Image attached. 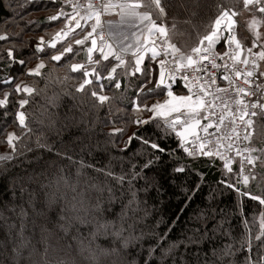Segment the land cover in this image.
I'll use <instances>...</instances> for the list:
<instances>
[{
	"label": "trees",
	"instance_id": "trees-1",
	"mask_svg": "<svg viewBox=\"0 0 264 264\" xmlns=\"http://www.w3.org/2000/svg\"><path fill=\"white\" fill-rule=\"evenodd\" d=\"M179 1L182 2V7L178 6ZM185 1L190 7L187 8ZM162 2L167 12L166 23L170 27L175 18L178 32L183 33V35L170 33L172 42L185 52L196 46L199 38L205 34V26L218 14V5L234 10L241 7L238 0H162ZM61 9L71 12L69 8L62 6L59 0H0V34H6L8 37L7 40L0 41V56L3 57L0 59V98H3L4 93L12 92L14 85L20 81L40 90L45 89L46 78L49 76L58 79L65 76L80 77V73H71L67 65L83 62L85 60L83 52L77 56L69 55L59 62L49 59L50 55L62 47V43L66 44L72 38L57 43L56 49L47 47V42L55 36L60 23L65 21L64 17L57 21H51L49 17L56 15ZM189 19L191 24L183 23ZM241 19L240 17L239 25L242 23ZM40 36L45 40L43 53L36 52ZM8 49L13 50L15 61L24 60L26 63L20 65L10 61L7 58ZM216 49L223 50V41L218 43ZM246 49L247 47L245 51ZM261 50H253V53ZM41 61L45 63V67L40 70L41 76L25 75ZM104 63L109 64L107 61ZM153 64L156 66L155 61L145 62V65ZM88 67L90 69L92 66ZM107 70V68L103 70L104 75L107 74ZM137 77L140 79L136 81ZM137 77L133 75L132 78H128L126 82L131 91L127 89L126 93L124 88L115 90V81L101 80L100 83L104 84L103 94L115 97L102 107L93 106V99L90 98V93H87V88V94L75 93L76 99L61 94L58 108L47 105L48 98L54 93H62L64 90L73 92L81 82L80 79H69L63 85L50 84L25 106L23 110L31 113L27 122L32 130L17 142V149L21 155L14 156L12 161L0 165V264H43L42 253L45 245L39 241L40 229L45 224L51 233L47 240V244L51 246L48 257L51 264H56L59 260L65 261L66 264H90L86 258L87 253L81 254L75 241L65 238L56 230L55 225L48 220V212L44 208V193L53 189H41L40 185L48 184L54 176L61 174L72 182L79 180L80 187L88 189V195L93 203L99 197L105 207L117 213L121 204L127 201L133 191L136 192L140 207L147 214L145 216V211L139 214L145 218L143 223L137 226L135 235H140V231H143L145 239L129 248L128 253L121 257V264H144L145 259L149 260L150 264H160V253L148 256V248L155 239L165 233L167 237L163 241L164 247L173 243L180 246L164 264H204L205 260L208 264H226L227 258L221 260L212 255V250H218L225 242L223 236L225 231L230 234L229 239L236 250L231 258L232 264H245L247 253L242 245L246 234L249 233L244 220L248 221L247 227L252 229L250 234L255 235L259 230V221L256 220L255 223L253 221L262 206L228 188L226 184L220 183L222 179L227 180L231 176L225 174L221 161L207 156H198L195 159L187 156L180 148L177 137L158 127L159 120L139 125L133 123L137 118L134 115L132 99H135V102L145 100L147 103L163 95L157 90L146 98L140 96L138 99L139 83L143 76L139 74ZM7 78H13L12 83H3ZM176 84L182 86L177 81L174 85ZM175 87L173 86V89H176ZM24 95L22 93L11 95L7 107L0 108V155L12 151L7 144L8 133L22 135L16 121V111L17 102L24 98ZM46 107L48 110L44 114ZM140 112L141 119H149L150 112ZM261 125H264V120L257 121L253 137V144L257 148L264 147V128ZM114 129L124 131L110 135ZM133 133L138 138L129 143V137ZM141 138L159 144L166 151L158 152L151 149L142 143ZM40 145H47L52 151ZM67 157H71V160ZM149 161L152 163L145 169L143 166ZM88 165L93 167H87ZM182 165L185 166L184 172L174 171ZM232 167L234 171H238L237 163H233ZM96 169L110 170L113 174L125 175L128 179H132V174L139 171L141 175L149 178V186L147 190H143L145 181L140 179L132 180L131 186L127 181L121 186L112 177ZM28 176L32 177L31 182L27 180ZM21 185L29 192L35 191V212L28 207L27 193L23 200L20 199ZM90 185H97L104 191L101 193L93 190ZM108 188H112L116 197L115 202L111 204ZM246 190L255 195H264L255 183L251 184L249 189L240 186L241 192ZM21 205L28 209L29 215L24 220L26 225L24 238L26 241L31 240V244L22 248L21 255L17 256L12 249L20 244L18 233L21 220L17 213ZM13 207L16 208V212L10 211ZM202 211L210 218L206 221L195 220L194 217ZM202 223H205L210 231L203 236L199 244H190L189 238L193 237V229ZM13 224L16 227H12ZM216 225H221V228L213 236L211 230ZM83 234H87V226H84ZM101 242L97 241L98 244ZM33 246L38 251H33ZM256 251L254 247L253 252Z\"/></svg>",
	"mask_w": 264,
	"mask_h": 264
},
{
	"label": "snow or ice",
	"instance_id": "snow-or-ice-1",
	"mask_svg": "<svg viewBox=\"0 0 264 264\" xmlns=\"http://www.w3.org/2000/svg\"><path fill=\"white\" fill-rule=\"evenodd\" d=\"M62 2L72 11L65 12L61 9L56 15L49 17L51 21H57L64 17L66 22L64 28L58 31L51 41L47 42V47L56 49L58 42L69 37L72 39L67 44L62 43V47L57 50L56 54L50 55L49 59L59 62L69 55L77 56L83 52L87 64L71 63L67 65L71 73H80V77L65 76L63 79H58L49 76L46 78L45 89L53 83L63 85L69 79H80L81 81L73 92L64 90L62 93H54L48 98L47 105L51 108H58L61 94L76 99L75 93H90L93 106L102 107L113 101L115 97L103 94L104 84L100 83L101 80L116 81L114 87L119 89L121 84L116 80L115 75L117 69L124 68L125 74H128L127 67L131 66L134 69L132 75L136 73L145 75L146 84L140 89L138 99L140 96L146 98L157 90L166 95L167 98L163 102L157 101L151 105L147 104L145 100L134 101V111H147L152 115L147 120L137 118L133 120V123L139 125L147 124L151 120H159L158 127L173 133L187 156L194 159L198 156L218 157L224 161L225 174H231V176L227 180L222 179L220 183L226 184L228 188L262 206L261 211L253 221V223L256 220L259 221V230L255 235L250 234L252 229L247 227L248 221L244 220L249 234H246L242 248L247 253L245 264H264V195H255L247 190L240 191V186L249 189L250 185L255 183L257 188L264 193V147L257 148L253 144L257 121L264 120V102H262L264 101V86L254 85L251 78L254 77L260 65L255 59L242 58L245 46L237 38L234 31L238 23L236 17L244 13L252 14L251 21L247 24V30L253 34L254 39L252 47H247L246 51L249 56L254 55L258 60L264 61V50L253 53L254 47L264 49V32L259 30V26L264 24V0H238L241 5L239 10L218 5L216 18L205 26V34L199 38L197 45L191 47L188 52L182 51L176 43L172 42L170 33L172 35H183V33L178 32L175 18H173L170 27L166 23L167 12L162 0H108L107 3H101L98 6L93 3V0H84L83 3L81 0H62ZM113 10H116L115 15L119 16L118 21L101 19L102 15H112ZM255 13H260L261 16L257 18ZM183 23L191 24V20H186ZM192 26L195 27V25ZM131 29L136 31L129 32ZM224 32L228 33L227 36L223 35ZM129 35L135 38L134 42L129 41ZM7 39L6 34H0V41ZM110 40L112 42H109ZM125 41L129 42L125 43ZM221 41L227 45V48L223 52H214L215 46ZM36 52H45L44 37L39 38ZM177 52L181 53L179 57L176 56ZM128 53L134 57V63L131 60H126L125 54ZM94 54L96 55L94 56ZM145 56L150 61L158 62V76L151 75V69L146 71L141 68ZM7 58L20 65L26 63L24 60L15 61L12 49H8ZM225 58H228L231 64L217 63V59L223 61ZM0 59L3 57L0 56ZM106 61L111 64L110 68L109 64L104 63ZM250 64L251 69L247 67ZM238 65L245 67L241 68ZM88 66L92 67L89 69ZM44 67L45 63L41 61L36 68L29 69L25 75L39 77L41 76L40 70ZM106 68L108 69L107 75H103L102 72ZM221 69H223V73L220 79L227 81L229 87L233 89V95L228 100L216 95V93H227L229 88L216 86L212 90L213 85L217 84L212 70L220 71ZM260 75L264 76V71L260 72ZM178 77L184 82L182 86L187 90L186 94H176L173 91V84ZM241 78L243 84L248 85V88L236 84V81ZM12 79L7 78L3 83L10 84ZM148 85L152 86L148 87ZM45 89L38 90L24 81H20L14 85L12 92L4 93L3 98H0V108H4L9 104L11 95L15 93L25 94L24 98L17 102L16 111V121L22 130V135L17 136L14 132L7 134V144L12 151L0 155V165L12 161L14 156L21 155L17 149V142L32 130L27 122L31 113L23 109ZM252 96L256 97L255 101L245 99V97ZM217 101L220 102L219 114L216 111ZM47 110L46 107L44 114L47 113ZM213 117L215 119H212ZM203 121H207V123H202ZM237 121H239V125ZM261 127L264 128V125ZM210 129H214V131H209ZM123 131L124 129H114L110 135ZM136 138L138 137L133 133L128 142L130 143ZM213 139H215V143L211 142ZM142 143L158 152L166 151L165 148L150 140L142 139ZM40 146L47 148L50 152L52 151L47 145ZM225 148L234 153V156L225 157L221 151ZM67 158L71 160V157ZM237 158L239 170L234 171L232 164L237 162ZM151 163L152 161H149L143 167L147 169ZM81 166L84 167L83 164ZM87 167L93 166L88 165ZM133 167L135 166L133 165ZM96 171L112 177L121 186L125 181L131 186L134 179L145 181L143 190H147L149 186V178L146 175H141L139 171L132 174V179H128L125 175L117 176L110 170L96 169ZM174 171L182 173L185 171V166H179ZM21 179H25V177H21ZM27 180L31 182L32 177L28 176ZM89 187L101 193L104 191L97 185H90ZM40 188L53 189L44 193V208L48 212V220L65 238H71L75 241L81 254L87 253L86 258L90 264H121V257L128 253L129 248L140 244L145 239L143 231H140V235H135L137 226L142 224L145 218L139 215L145 210L140 207V201L135 191L131 193L126 202L121 204L120 211L117 213L110 210L109 207H105L99 197L93 203L88 195V189H82L79 180L72 182L62 174L54 176L48 184H41ZM107 190L109 192V204H111L115 202L116 197L112 188ZM25 193L29 197L28 207L35 212V191L29 192L27 188L21 185V200L24 199ZM13 195L15 196V191H13ZM188 199L190 200L191 197ZM10 211L16 212V208L13 207ZM241 211H243L242 207ZM146 214L145 211V216ZM17 215L21 220L18 233L20 244L14 246L12 251L19 256L21 249L28 247L31 240L26 241L24 238L26 228L24 220L29 215L28 209L21 205ZM209 218L203 211L194 217L198 221H206ZM84 226H87L86 235L83 234ZM12 227H16V225L13 224ZM220 228L221 225H216L211 230L212 235L215 236L216 231H219ZM40 231L39 242L45 245L42 253L43 264H51L48 258L51 246L47 244L48 235L51 234L50 229L45 224ZM209 231L210 229L205 223L200 224L193 229V237L189 238V243L199 244L203 236L207 235ZM223 236L225 242L218 250L213 249L212 255L221 260L227 258L226 264H232L231 258L235 255L236 250L229 239L230 234L225 231ZM166 237V233L159 236L148 248V256H154L157 252L160 253V264H164V261L180 246L173 243L164 247L163 241L166 240ZM97 241L102 242L98 244ZM254 247L257 249L255 253L253 252ZM33 251H38V249L33 246ZM56 264H66V262L59 260ZM144 264H150L149 260L145 259ZM204 264H208V261L205 260Z\"/></svg>",
	"mask_w": 264,
	"mask_h": 264
},
{
	"label": "built area",
	"instance_id": "built-area-1",
	"mask_svg": "<svg viewBox=\"0 0 264 264\" xmlns=\"http://www.w3.org/2000/svg\"><path fill=\"white\" fill-rule=\"evenodd\" d=\"M59 2L61 3L62 6H67L65 3L62 2V0H59ZM83 2H84V0H81V3H83ZM107 2H108V0H93V3L96 4L97 6L100 5L101 3H107ZM67 7H68V6H67ZM68 8L70 9V11H72V9H71L70 7H68ZM81 11H82V10H81ZM115 11H116V10H113V14H112V15H115ZM112 15H102L101 19L105 21V19H106L108 16H112ZM227 34H228L227 32H224V36H227ZM106 38H107V37H106ZM234 47H235V46L233 45V48H234ZM226 48H227V45H226L225 43H223V50H222V51H218L217 49H214V52H217V53H219V52H223ZM180 54H181L180 52H177V53H176V56L179 57ZM244 57H248L250 60L255 59V60L257 61V63H258L257 57L254 56V55L249 56L248 53H245L244 55L242 54V58H244ZM125 58H133V59H134V57H132L130 53L125 54ZM158 59H160V58H158ZM155 63H156V67H157V69H159V64H158V62L155 61ZM205 63H207V62H205ZM217 63H220V64H225V63L231 64V61L228 60V58H225V60H223V61L217 59ZM238 67L243 68V67H245V66H243V65H238ZM247 67H248L249 69H251V64H250L249 66H247ZM212 71H213V73H214V75H215V78H216V81H217V84H216V85H213L212 90H214L216 86H219V87H222V88H229V91H228L227 93H216V95L221 96V97H222L223 99H225V100H228L229 97L233 95V89L229 87L227 81H224V80H221V79H220V76H221V74L223 73V69H221L220 71H216V70H212ZM257 71H258V69L256 70V72H257ZM256 72H255V74H256ZM198 75H199V74H198ZM205 79H207V77H205ZM251 79H253V81H254V85H255V84H260V85L264 86V82H260V81H258V80L256 79L255 75H254V77L251 78ZM176 81L179 82L181 85H183V83H184L182 80L179 79V77L177 78ZM201 82H202V81H201ZM194 83H195V81H194ZM236 84H237V85H240V86H243V87H245V88H248V85L243 84V79H242V78H241L240 80H237V81H236ZM182 87H183V86H182ZM184 90H185V92H187V90H186L185 88H184ZM245 99H246V100L255 101V100H256V97H255V96H252V97H245ZM262 102H264V101H262ZM219 103H220V102L217 101V105H218V107H217L216 111H217L218 114H219V112H220ZM232 107L235 108L234 105H232ZM212 119H215V117H213ZM202 123H207V121H203ZM237 124L239 125V121H237ZM209 131H214V129H210ZM201 135H204V134L201 133ZM211 142H212V143H215V139H213ZM206 143H207V141H206ZM180 148H181V147H180ZM181 149H182V148H181ZM221 151H223V154L225 155V157L234 156V153L229 152L226 148H225V149H221ZM213 158L217 159L218 161H221V162L224 164V161L220 160L218 157H213ZM236 163H237V165H238V170H239L238 158H237V162H236Z\"/></svg>",
	"mask_w": 264,
	"mask_h": 264
},
{
	"label": "crops",
	"instance_id": "crops-1",
	"mask_svg": "<svg viewBox=\"0 0 264 264\" xmlns=\"http://www.w3.org/2000/svg\"><path fill=\"white\" fill-rule=\"evenodd\" d=\"M65 7H67V6H65ZM68 8V7H67ZM107 20H113V21H118L119 20V16H117V15H112V16H108L106 19H105V21H107ZM131 31H136L135 29H131V30H129V32H131ZM76 38H79V37H76ZM72 39V38H71ZM134 37H131V35H129V41H132V42H134ZM129 41H125V43H128ZM69 42V41H68ZM67 42V43H68ZM109 42H112L111 40L109 41ZM60 43V42H59ZM66 43V44H67ZM218 45V44H217ZM217 45L215 46V48L214 49H216V47H217ZM75 47H79V46H75ZM247 52V51H246ZM57 53V52H56ZM56 53H54V54H56ZM245 54V53H244ZM243 54V55H244ZM110 60H111V58H110ZM126 60H131V61H133V63H134V59L133 58H126ZM147 60H149L148 59V57L147 56H145V59H144V61H143V63L141 64V68L142 69H144V70H149V69H151L152 70V73H151V75H156V76H158V69H157V67L153 64V65H145V62L147 61ZM81 63H84V64H87V61H86V59L83 61V62H81ZM113 63H115L114 61H113ZM258 64L260 65V67H259V69H258V71L256 72V74H255V77H256V79L258 80V81H260V82H264V76H261L260 75V72H262V71H264V61H260V60H258ZM38 65V63H36L35 65H34V68H36V66ZM111 67V64H110V66H109V68ZM33 68V69H34ZM108 71V70H107ZM134 71V69L131 67V66H128L127 67V73L128 74H125V69L124 68H121V69H117V73L115 74L116 75V80H118L119 82H120V84H121V87L119 88V89H117V88H115V90L116 91H119L120 89H123L124 88V93H126V91H127V89H129L130 91H131V89L130 88H128L129 87V84H127V80H128V78H132V72ZM103 73V72H102ZM105 73H103V75H104ZM139 74H141V73H136L134 76L135 77H137ZM107 75V74H106ZM142 76H143V80L139 83V88H138V92H139V90L142 88V87H144L145 86V84H146V77H145V75H143V74H141ZM138 79H140V77H137L136 78V81L138 80ZM135 80V79H134ZM116 82V81H115ZM152 85H148V87H151ZM173 86H176L175 88L176 89H173V91H174V93H176V94H186V92H185V90L182 88V86H180V85H178V84H176V85H174L173 84ZM125 87H127L126 89H125ZM167 97H166V95H162V97H160V98H153V100H150V101H148L147 102V104H149V105H151V104H153V103H156L157 101H160V102H163V100H165ZM135 101V99H132V103ZM133 111H134V107H133ZM135 112V111H134ZM139 115H140V117H139V119H141L142 118V116H141V112H139ZM152 115V113H150V116ZM178 139V138H177Z\"/></svg>",
	"mask_w": 264,
	"mask_h": 264
},
{
	"label": "rangeland",
	"instance_id": "rangeland-1",
	"mask_svg": "<svg viewBox=\"0 0 264 264\" xmlns=\"http://www.w3.org/2000/svg\"><path fill=\"white\" fill-rule=\"evenodd\" d=\"M184 2V1H183ZM179 3H181V4H179ZM179 3H178V6H180V7H182V2H180L179 1ZM185 3L187 4V8L188 7H190V5L187 3V1H185ZM255 16L257 17V16H260V14L258 13V15L255 13ZM242 18L241 19V24L239 25V18ZM239 18H237V20H238V23H237V26H236V28L234 29V31H235V34H236V36H237V38L239 39V40H241V42H242V44L245 46V48L246 47H252V41H253V39H254V36H253V34L251 33V32H249L248 30H247V24L251 21V18H252V14H250V13H244L243 15H241ZM258 18V17H257ZM65 22L66 21H63V23L61 22L60 23V25L58 26V30H57V32L58 31H60L62 28H64V24H65ZM259 30L261 31V32H264V24H261L260 26H259ZM56 32V33H57ZM55 33V34H56ZM41 37V36H40ZM39 37V38H40ZM53 39V38H52ZM52 39H50L49 41H51ZM59 43V42H58ZM256 49H258V50H261V48L260 47H256ZM256 49L255 48H253V50L254 51H256ZM244 53H246V51H244L243 52V54ZM39 64V63H38ZM134 115H135V117L136 118H139L140 117V115H139V112H134Z\"/></svg>",
	"mask_w": 264,
	"mask_h": 264
}]
</instances>
